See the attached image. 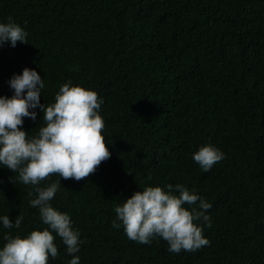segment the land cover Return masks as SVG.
<instances>
[{"label":"trees","instance_id":"1","mask_svg":"<svg viewBox=\"0 0 264 264\" xmlns=\"http://www.w3.org/2000/svg\"><path fill=\"white\" fill-rule=\"evenodd\" d=\"M9 17L28 43L0 46V96L14 94L9 80L27 67L44 81L41 104L68 81L103 98L110 159L79 182L53 176L40 185L60 179L50 204L70 216L80 241L69 254L53 232L58 255L48 264L73 255L79 264H264V0H0V23ZM32 110L36 120L22 126L29 139L44 126ZM205 144L224 153L208 172L192 158ZM12 177L0 165V217L23 220L0 222V249L8 235L48 227L30 206L33 186ZM169 184L212 205L208 246L177 254L159 237L140 244L112 226L135 191Z\"/></svg>","mask_w":264,"mask_h":264},{"label":"clouds","instance_id":"2","mask_svg":"<svg viewBox=\"0 0 264 264\" xmlns=\"http://www.w3.org/2000/svg\"><path fill=\"white\" fill-rule=\"evenodd\" d=\"M27 35L11 17L7 23H0V46L5 42L13 47L17 42L28 43ZM9 87L14 94L0 96V165L17 173L22 184L33 186L36 197L30 200V206L39 209L41 220L48 227L33 230L25 237L6 236L7 242L0 249V264H48L49 256L58 255L53 232L62 239L69 254L79 252L80 241L70 216L50 204L60 190V179L46 187L40 185L53 176L79 182L110 159L111 152L101 134L105 127L99 112L103 98L95 90L68 81L60 86L54 103L41 104L44 81L35 69L27 67L22 74L10 78ZM37 107L43 113L44 126L29 139L22 126L26 117L36 120L32 109ZM192 158L208 172L224 159V153L205 144ZM17 178L12 177V182L16 183ZM167 189L146 186L135 191L115 207L112 226L119 228L122 224L127 237L140 244H150L159 237L167 242L170 252L177 254L208 246L210 241L203 235V225L211 226L208 210L212 205L182 184H169ZM28 194L32 196L31 191ZM22 220V215H17L14 222L8 215L0 217L8 229L19 228ZM79 260L73 255L69 264H79Z\"/></svg>","mask_w":264,"mask_h":264}]
</instances>
